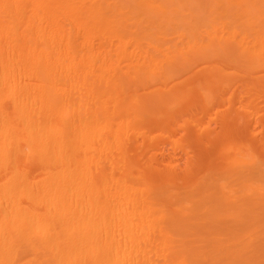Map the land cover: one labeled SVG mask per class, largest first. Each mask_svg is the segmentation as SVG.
Returning a JSON list of instances; mask_svg holds the SVG:
<instances>
[{"label":"bare ground","instance_id":"6f19581e","mask_svg":"<svg viewBox=\"0 0 264 264\" xmlns=\"http://www.w3.org/2000/svg\"><path fill=\"white\" fill-rule=\"evenodd\" d=\"M0 264H264V0H0Z\"/></svg>","mask_w":264,"mask_h":264}]
</instances>
